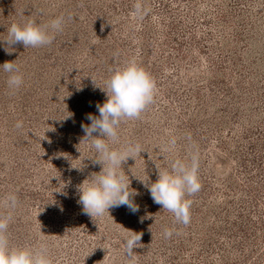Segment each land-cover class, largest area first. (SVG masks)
I'll return each mask as SVG.
<instances>
[{
	"label": "rangeland",
	"instance_id": "374dc122",
	"mask_svg": "<svg viewBox=\"0 0 264 264\" xmlns=\"http://www.w3.org/2000/svg\"><path fill=\"white\" fill-rule=\"evenodd\" d=\"M136 3L142 15L132 14ZM60 16L51 44L4 41L13 22ZM132 58L153 78L154 98L121 122L111 146L142 147L122 164L139 210L92 218L78 186L101 165L81 124L99 115L104 81ZM6 61L23 76L9 88L0 69V215L11 214L10 247L45 245L52 264H264V0H0ZM193 153L201 188L186 195L183 224L146 183ZM10 193L15 208L5 204ZM130 230L142 233L131 259L122 246Z\"/></svg>",
	"mask_w": 264,
	"mask_h": 264
},
{
	"label": "clouds",
	"instance_id": "9594fccd",
	"mask_svg": "<svg viewBox=\"0 0 264 264\" xmlns=\"http://www.w3.org/2000/svg\"><path fill=\"white\" fill-rule=\"evenodd\" d=\"M143 9L140 3H136L133 15H142ZM63 17H56L49 24H38L34 20L24 23H11L7 29V45L11 47L22 43L24 47H39L51 44L54 33L61 31ZM12 48V47H11ZM0 69L9 73L7 84L9 88H19L23 84V76L14 61H6L0 64ZM107 99L96 104L99 115L86 114L90 124H81L85 135L81 142L90 144L95 149L97 158L94 163L101 165L98 173H92L79 186L78 204L82 205L83 213L92 218L109 214V209L121 205L135 213L139 205L134 202L135 191H131L122 164L129 157L142 153L139 143H127L121 147H112L119 141V126L125 119L138 118L145 108L152 103L155 92V82L151 75L132 58L123 66L112 70L104 81ZM21 122L17 123V127ZM97 133V135H93ZM81 144V143H80ZM176 144L175 138L168 141L164 149L170 151ZM79 169V168H77ZM158 178L154 182L146 183V187L154 203L162 206L174 214L179 223L190 222L191 201L186 195L198 192L201 188L198 177V154L191 155V163L182 159H175L170 169H158ZM17 197L14 193L7 195L5 204L9 208L17 206ZM11 214L0 215V264H52L47 247L40 245L37 248L17 246L10 247L6 230ZM166 237L171 236L170 229L165 228ZM142 233L130 230L128 236L122 242L126 255L131 259L134 256L133 249L139 247Z\"/></svg>",
	"mask_w": 264,
	"mask_h": 264
}]
</instances>
